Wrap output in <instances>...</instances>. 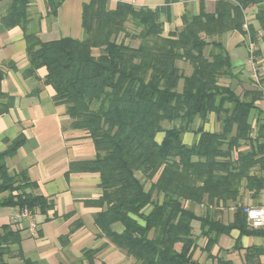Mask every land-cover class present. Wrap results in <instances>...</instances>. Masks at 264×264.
Wrapping results in <instances>:
<instances>
[{"label": "trees", "instance_id": "16d2710c", "mask_svg": "<svg viewBox=\"0 0 264 264\" xmlns=\"http://www.w3.org/2000/svg\"><path fill=\"white\" fill-rule=\"evenodd\" d=\"M64 1L44 0L47 16L56 17ZM179 1L165 0L156 8L118 1L110 8L108 0H90L83 6V39L43 41L29 28L31 0H0L8 4L0 17L3 27L24 31L29 60L25 75L51 86L55 103L67 106L72 127L94 142L96 158L73 162L70 172L100 174L102 194L96 204L106 208L96 215L98 227L140 264H199L193 259L194 220H200L202 234L209 237L207 249L217 235L232 228L256 230L249 226L244 206L225 225L197 215L189 205L237 200L245 179L257 193L264 187V178L251 174L254 167L264 171V118L257 119L255 137L251 120L253 110L261 112L258 101L264 91L258 87L239 94L233 85L221 83L235 74L231 56L218 39L238 31L258 42L259 31H264V0H217L212 12L201 0L199 13L186 10L183 26L167 30L171 5ZM251 5L259 6L260 30L246 22L245 10ZM180 61L191 65L189 75ZM43 67L41 78L38 70ZM3 78L0 70V115L14 102L2 89ZM212 113L220 123L218 131L204 128ZM197 119L202 121L196 129L199 138L188 145L183 135ZM176 120L179 126L167 128ZM159 132L165 133L160 143ZM25 140L19 135L0 151V195L8 192L0 205L46 212L54 202L31 192L36 183L25 172L11 173L6 163ZM245 142L250 144L247 149ZM114 222L124 225L122 233L112 230ZM4 229L0 245L12 234ZM178 242L183 244L180 251ZM217 264L229 263L219 258Z\"/></svg>", "mask_w": 264, "mask_h": 264}, {"label": "crops", "instance_id": "0c3cea01", "mask_svg": "<svg viewBox=\"0 0 264 264\" xmlns=\"http://www.w3.org/2000/svg\"><path fill=\"white\" fill-rule=\"evenodd\" d=\"M89 1L65 0L59 7L58 15L49 17L44 0H31L32 20L29 28L38 31L43 41L62 37L83 39V6ZM118 1L151 8L165 4V0H108L109 7L115 8ZM203 1L207 11L215 10L217 0ZM258 7L249 6L245 10V17L247 24H253L260 30L256 19ZM7 8V2L0 3V17L7 12ZM200 8L201 0L173 3L167 30L181 28L183 13L186 10L199 13ZM259 34L258 42H253L249 34L238 31L227 32L218 38L231 56L235 74L234 78L223 77L221 83L233 85L239 94L244 89L258 87L264 91V31L260 30ZM251 46L254 49L253 56ZM26 48L24 31L20 26L7 29L0 23V70L4 71L2 89L14 101L10 110L0 115V151L7 149L8 140L24 135L25 143L14 155L6 158L9 171L13 174L25 172L37 185L31 192L45 195L54 203L46 212L34 213L36 234L32 233L26 219L14 222L18 208L0 205L1 235L6 232L5 226L12 231L7 236V242L0 245V264H140L103 235L98 227L96 215L106 208L96 204L102 194L100 174L70 172L73 162L96 158L94 142L72 127L67 106L55 103L51 86L45 85L43 80L34 75H25L29 67ZM191 72L192 69L185 74ZM45 74L44 67L38 70L41 78ZM37 88L39 91L34 93ZM258 107L261 112L255 109L251 114L255 126L254 137L258 134L257 119L264 118V98L258 101ZM201 123V119H197L193 128L184 133L186 144L192 145L198 140L196 129ZM173 125L179 126L180 120L167 124V128ZM204 128L209 131L220 130V123L214 113L204 123ZM164 136V132H159L156 140L160 143ZM248 147L250 144L245 142L243 149ZM251 174L264 178V171L259 167H254ZM247 183L245 179L237 200L211 204L206 200L189 206L197 215H209L228 225L233 223L237 207L264 205V187L257 193L256 188L249 189ZM149 186L148 183L147 188ZM192 225L197 238L193 259L199 264H217L219 258L229 264H264V228L251 232L232 228L229 232L217 235L215 242L207 249L209 237L202 234L200 220H194ZM111 228L117 233L125 229L121 222H114ZM182 246L178 242L175 248L180 251ZM93 250L98 252L90 256L88 252Z\"/></svg>", "mask_w": 264, "mask_h": 264}, {"label": "built area", "instance_id": "2783aa9c", "mask_svg": "<svg viewBox=\"0 0 264 264\" xmlns=\"http://www.w3.org/2000/svg\"><path fill=\"white\" fill-rule=\"evenodd\" d=\"M247 28V24H245ZM251 56H253L254 49L250 47ZM244 212L247 214L249 226L255 229L264 228V205L262 206H244ZM26 219L29 222L30 229L33 234L37 232V223L34 217V212L29 208H18V211L14 214V222H20Z\"/></svg>", "mask_w": 264, "mask_h": 264}, {"label": "rangeland", "instance_id": "374dc122", "mask_svg": "<svg viewBox=\"0 0 264 264\" xmlns=\"http://www.w3.org/2000/svg\"><path fill=\"white\" fill-rule=\"evenodd\" d=\"M130 31H132V32H137V29L136 28H134V26H129V28H128ZM121 36H123V34L121 35ZM134 45H138V43H139V41L138 40H135L134 42H132ZM179 65H180V67L182 68V70L184 71V72H187V71H191V69H192V67H191V65L190 64H187V63H185V62H183V61H180L179 62ZM222 81H223V78H222ZM167 126V125H166ZM6 196H8V192H4V193H2L1 195H0V198L1 199H3L4 197H6Z\"/></svg>", "mask_w": 264, "mask_h": 264}]
</instances>
